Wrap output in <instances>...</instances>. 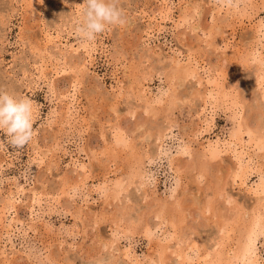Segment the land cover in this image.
<instances>
[{
    "label": "rangeland",
    "instance_id": "obj_1",
    "mask_svg": "<svg viewBox=\"0 0 264 264\" xmlns=\"http://www.w3.org/2000/svg\"><path fill=\"white\" fill-rule=\"evenodd\" d=\"M119 3L128 23L85 42L75 33L83 0H0V90L34 101L35 130L20 149L0 131V264H157L160 246L163 264H210L219 222L230 223L229 251L238 229L228 215L251 213L256 172L232 183L231 152L206 173L193 162L238 122L250 128L244 141L264 132L249 56L264 59V30L255 35L264 0ZM180 67L193 74L177 79ZM224 87L238 120L223 108ZM240 146L242 162L264 170L263 150ZM133 158L141 165L129 180ZM221 178L231 199L216 201L223 219L204 209ZM117 180L124 189L112 199L105 193ZM262 232L244 264H262Z\"/></svg>",
    "mask_w": 264,
    "mask_h": 264
},
{
    "label": "bare ground",
    "instance_id": "obj_2",
    "mask_svg": "<svg viewBox=\"0 0 264 264\" xmlns=\"http://www.w3.org/2000/svg\"><path fill=\"white\" fill-rule=\"evenodd\" d=\"M36 1L39 2L40 0H34V2H36ZM261 29L264 30V25L260 24L257 26V30H255V35H259L260 33H262ZM219 30H221L220 27H219V29L217 28V31H219ZM262 34H263L262 36L264 38V33H262ZM250 50H252V49H250ZM249 56H251L252 61L257 63V66H256L257 68L255 69L256 70V81H257V86L260 89V96H261L260 98L264 102V59H256L255 54H253V53H251ZM253 67H254V65H253ZM192 74H193V70H191L190 67H180L179 69L175 70L174 77H176L177 79L187 78V77L191 76ZM221 99H223L222 100L223 108H226L227 110L232 111L234 114L233 118L235 120H238V118H239V112L238 111H240L239 110L240 107L238 106V102L236 101V98L232 97V96L230 97V93L227 91V88H225V87L223 88V91L221 93ZM156 102L160 103L161 100L157 99ZM171 102H172V100H171ZM153 114H155V113H153ZM259 127H260V125L257 127V129ZM263 129H264V127H263ZM259 130H260V128H259ZM252 132H255V131L253 130ZM249 133H250V128L248 127L247 123L238 122L237 127L228 133L227 139L223 140V142H221V143L216 142L215 144L209 145V147L206 150H204L203 153L200 154V156L197 157L195 162H193L194 165L197 166V168L199 169L200 172L206 173L207 170L211 168L210 166L213 165L211 162L213 160L217 159L220 156V154H222L223 152H231L232 156L235 158L234 162L232 164L233 169L229 173V176H228L232 179L231 180L232 183L236 181V178H238L239 180H241L242 183H244V180H246L252 172H256L257 177H258L256 183L254 184L253 189H251V192L253 193V195H255L254 206H253L252 210L249 209L251 213L249 215H246L245 213H240V210L235 211V210H237L236 205L234 207L230 206L231 208L228 209L229 212L235 211L233 214L228 215V218H230L231 221H233V224H235L237 229H238V235H237L238 237L236 239L235 248L234 249L231 248V250H229V251L225 250L224 244H225L226 240L229 238L228 232H230L231 229L228 228L227 226H229L228 224H230V223L227 224V222L223 219L224 214L223 215L218 214L219 211H218L217 205H216L217 204L216 201L221 196L223 197V200L226 203L230 204L231 199L228 196V194H226L224 192V186L227 183L225 182V180H223V178L217 179L218 181L217 180L211 181L213 188L211 185L210 186L211 189L210 188L209 189L213 190L212 194L214 196L217 195V198L215 199V201H208L206 203V205L204 206V209L208 210V211L212 210L213 215L218 216V218L221 217L223 219V221H221L222 223L219 222V228H218L219 235L217 238L218 241H217V243L214 242L220 247V249H217V251H215L216 253L214 252V253L210 254V256H209V257H211L209 260L210 264H240V263L244 264V262L246 263L247 261H251L253 256H254L255 243L257 241V237H259L263 233L262 231L264 229V218H263L261 211L264 209V170H259L256 166L251 167L247 163H243L242 162V155L238 154L239 152H237V150H236L237 146L241 145L240 147H243L245 145V143H247V145L250 144L257 151L263 150V154H264V132L262 133V130L261 131L256 130L255 133L257 134V136L255 135L256 139L254 140L253 144H252L253 139L250 137L246 141L243 140V134H247V136H248ZM115 142L117 145H120V146L124 145V143H125L124 139L121 136L117 137ZM184 153L185 154L187 153V149L181 147V149H179V154H184ZM137 161L134 159V162L131 165H129V170H130V173L128 172L129 180H130V178L135 176V174L132 173L134 166L136 165L137 168H140L141 160L139 158H137ZM263 169H264V166H263ZM207 176H208V174H207ZM140 183L141 182H139V184ZM123 185H124V181L115 182V184L109 190V193H105V194H107V196H109L112 199H117L124 189ZM104 188L105 187H102L103 191H104ZM105 192H106V190H105ZM186 193H187V191H186ZM182 194H180V195H182ZM200 205H202V204H200ZM252 205H253V203H252ZM158 211H159V213H162V214H164V213L168 214L169 213V210L166 208L165 205H160L158 208ZM246 211L247 210H245V212ZM77 216L79 217V215H77ZM158 216H160V215L158 214ZM168 218H169V216H168ZM167 248H169V247H167ZM164 250H165V246H160L158 257L156 259L157 264H163L164 263V260H165ZM227 252H231V255H228ZM154 256H155V254H154ZM183 259H186L185 255H184ZM262 264H264V259H263Z\"/></svg>",
    "mask_w": 264,
    "mask_h": 264
},
{
    "label": "clouds",
    "instance_id": "obj_3",
    "mask_svg": "<svg viewBox=\"0 0 264 264\" xmlns=\"http://www.w3.org/2000/svg\"><path fill=\"white\" fill-rule=\"evenodd\" d=\"M82 20L75 26L76 35L85 42H93L109 26H125L127 15L119 0H83ZM34 101L0 90V131L8 137L7 145L23 148L34 137ZM0 140V150H7Z\"/></svg>",
    "mask_w": 264,
    "mask_h": 264
}]
</instances>
